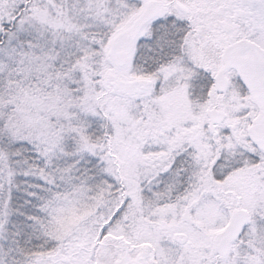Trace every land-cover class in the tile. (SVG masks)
Segmentation results:
<instances>
[{
	"label": "snow or ice",
	"instance_id": "1",
	"mask_svg": "<svg viewBox=\"0 0 264 264\" xmlns=\"http://www.w3.org/2000/svg\"><path fill=\"white\" fill-rule=\"evenodd\" d=\"M0 264H264V0H0Z\"/></svg>",
	"mask_w": 264,
	"mask_h": 264
}]
</instances>
